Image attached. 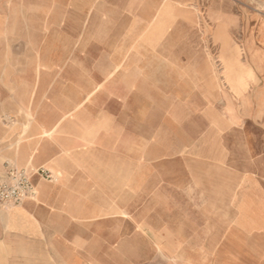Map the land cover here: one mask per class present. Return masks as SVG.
<instances>
[{
    "label": "crops",
    "instance_id": "crops-1",
    "mask_svg": "<svg viewBox=\"0 0 264 264\" xmlns=\"http://www.w3.org/2000/svg\"><path fill=\"white\" fill-rule=\"evenodd\" d=\"M191 1L0 0V159L36 190L35 200L0 206V264H102L125 245L140 255L138 244L176 261L187 246L233 243L165 217L188 211L173 208L181 200L233 211L236 182L251 170L264 180V141L255 168L249 142L237 154L234 141L215 139L198 167H172L173 148L203 147V130L189 125L203 124L205 110L215 136L251 117L250 99L205 89L202 66L184 59L187 45L203 43ZM41 168L56 180L33 173ZM239 195L246 207L248 193Z\"/></svg>",
    "mask_w": 264,
    "mask_h": 264
},
{
    "label": "rangeland",
    "instance_id": "rangeland-1",
    "mask_svg": "<svg viewBox=\"0 0 264 264\" xmlns=\"http://www.w3.org/2000/svg\"><path fill=\"white\" fill-rule=\"evenodd\" d=\"M186 9L197 15V27L203 29V43L198 48L187 45V58L184 59L202 66L200 71L204 74L202 85L205 89L212 92L218 87L220 93L235 97L237 105L244 98L250 99L251 117L244 125L236 126L235 133H223L221 126L222 133L215 136L209 112L205 110L203 124L198 120L197 125H189V129L203 130L198 136V145L203 141V147L173 148L172 167L179 166V159L183 162L187 159L190 167H198L195 158L210 157L213 153L211 141L215 139L220 143L234 141L237 154L242 151L240 146L249 142L253 153L250 163L255 168L259 159L256 154L261 151L260 143L264 141V0H193ZM167 13L163 11L161 14L160 30L165 28ZM223 108L224 103L220 101V110ZM251 172V180L236 182L237 205L233 211H191L199 207L181 200L179 207L173 208L188 211L165 214L166 218H172L173 223L180 221L191 228L189 231L203 233L204 241L214 233L220 237L229 235L233 242L231 245L204 243L187 246L194 250L186 255V260L176 261L165 260L158 252L154 255L152 249L144 244H138L140 255L135 256L130 250L131 245H125L118 253L105 254L102 264H264V180L259 179L260 175L254 170ZM243 192L249 197L246 207L238 203L239 194ZM177 199L180 200L179 197ZM172 203L175 204L174 200ZM156 215L163 217L164 214ZM162 217L157 220H162ZM197 248L198 259H191ZM216 248L221 256L219 262L211 257ZM138 256H141L140 260H137Z\"/></svg>",
    "mask_w": 264,
    "mask_h": 264
},
{
    "label": "built area",
    "instance_id": "built-area-1",
    "mask_svg": "<svg viewBox=\"0 0 264 264\" xmlns=\"http://www.w3.org/2000/svg\"><path fill=\"white\" fill-rule=\"evenodd\" d=\"M33 173L49 182L56 180L50 172L43 168ZM35 198L36 190L32 185L31 176L19 170L13 162L0 159V206L12 209Z\"/></svg>",
    "mask_w": 264,
    "mask_h": 264
}]
</instances>
